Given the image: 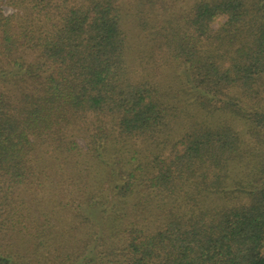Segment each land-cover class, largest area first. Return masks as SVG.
Returning a JSON list of instances; mask_svg holds the SVG:
<instances>
[{"label": "trees", "instance_id": "16d2710c", "mask_svg": "<svg viewBox=\"0 0 264 264\" xmlns=\"http://www.w3.org/2000/svg\"><path fill=\"white\" fill-rule=\"evenodd\" d=\"M0 264H264V0H0Z\"/></svg>", "mask_w": 264, "mask_h": 264}, {"label": "rangeland", "instance_id": "374dc122", "mask_svg": "<svg viewBox=\"0 0 264 264\" xmlns=\"http://www.w3.org/2000/svg\"><path fill=\"white\" fill-rule=\"evenodd\" d=\"M3 12H5V14H7V15H9V14H12L14 11L10 8V7H8V6H3ZM215 26V28L217 27V24H215L214 25Z\"/></svg>", "mask_w": 264, "mask_h": 264}]
</instances>
